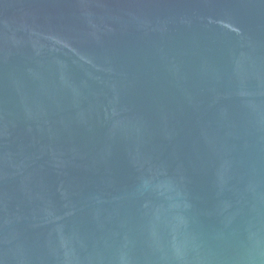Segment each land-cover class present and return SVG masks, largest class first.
Instances as JSON below:
<instances>
[{
	"label": "water",
	"instance_id": "1",
	"mask_svg": "<svg viewBox=\"0 0 264 264\" xmlns=\"http://www.w3.org/2000/svg\"><path fill=\"white\" fill-rule=\"evenodd\" d=\"M0 264H264V0H0Z\"/></svg>",
	"mask_w": 264,
	"mask_h": 264
}]
</instances>
